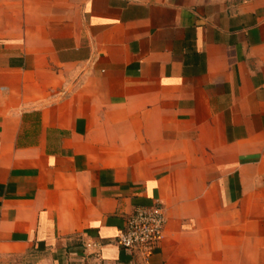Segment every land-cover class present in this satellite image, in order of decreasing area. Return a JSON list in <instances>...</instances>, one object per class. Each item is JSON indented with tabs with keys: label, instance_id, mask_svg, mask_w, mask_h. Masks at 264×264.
Instances as JSON below:
<instances>
[{
	"label": "crops",
	"instance_id": "crops-1",
	"mask_svg": "<svg viewBox=\"0 0 264 264\" xmlns=\"http://www.w3.org/2000/svg\"><path fill=\"white\" fill-rule=\"evenodd\" d=\"M0 264H264V0H0Z\"/></svg>",
	"mask_w": 264,
	"mask_h": 264
},
{
	"label": "built area",
	"instance_id": "built-area-1",
	"mask_svg": "<svg viewBox=\"0 0 264 264\" xmlns=\"http://www.w3.org/2000/svg\"><path fill=\"white\" fill-rule=\"evenodd\" d=\"M166 219L164 207L158 201L136 206L126 217L114 242L121 249L147 258L164 237ZM82 245L86 254L99 256L100 241L87 238Z\"/></svg>",
	"mask_w": 264,
	"mask_h": 264
}]
</instances>
